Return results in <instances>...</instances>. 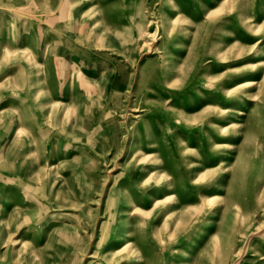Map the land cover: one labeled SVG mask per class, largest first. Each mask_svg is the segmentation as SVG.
Returning a JSON list of instances; mask_svg holds the SVG:
<instances>
[{"label": "rangeland", "instance_id": "1", "mask_svg": "<svg viewBox=\"0 0 264 264\" xmlns=\"http://www.w3.org/2000/svg\"><path fill=\"white\" fill-rule=\"evenodd\" d=\"M0 264H264V0H0Z\"/></svg>", "mask_w": 264, "mask_h": 264}, {"label": "bare ground", "instance_id": "2", "mask_svg": "<svg viewBox=\"0 0 264 264\" xmlns=\"http://www.w3.org/2000/svg\"><path fill=\"white\" fill-rule=\"evenodd\" d=\"M254 84H255V82L249 81V82L244 83L243 86H249V85H254ZM146 158H147V160L150 159L148 157H146ZM153 174H155V173H153Z\"/></svg>", "mask_w": 264, "mask_h": 264}]
</instances>
